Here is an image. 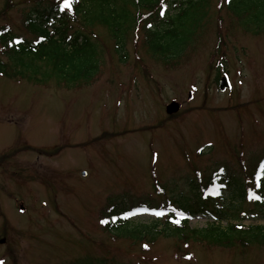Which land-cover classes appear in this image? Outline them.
<instances>
[{"label": "rangeland", "instance_id": "1", "mask_svg": "<svg viewBox=\"0 0 264 264\" xmlns=\"http://www.w3.org/2000/svg\"><path fill=\"white\" fill-rule=\"evenodd\" d=\"M223 3L214 0L205 27L201 18L189 20L193 49L176 68L151 58L142 28L126 38L121 59L119 46L99 27L95 40L103 46H94L90 62L96 68L60 78L48 53L36 61L17 40L46 38L30 31L35 0H0V31L17 38L0 37V61L9 65L0 70V264H85L87 258L105 264H264L257 246L244 259L237 249L196 243L185 249L174 235L128 239L100 218L108 198L123 200L129 211L169 209L178 198L194 204L189 180L196 173L214 177L205 171L219 163L235 184L264 156V32H245ZM77 30L95 41L78 25L70 34ZM67 50L76 55L77 49ZM224 74L231 89L222 92L216 78ZM173 100L182 109L169 116ZM238 209L214 213L209 207L215 219L197 212L189 225L205 228L216 219L243 230L264 225L256 213L237 219L255 212L253 204ZM135 216V223L150 228L157 218L153 212ZM166 222L162 218L157 231Z\"/></svg>", "mask_w": 264, "mask_h": 264}, {"label": "trees", "instance_id": "2", "mask_svg": "<svg viewBox=\"0 0 264 264\" xmlns=\"http://www.w3.org/2000/svg\"><path fill=\"white\" fill-rule=\"evenodd\" d=\"M35 3L33 11L28 14L31 19L30 31L35 36L41 34L46 38L44 40L43 36L38 37L35 42L24 40L23 43L21 42L24 47L23 51L33 53L36 61L44 60L49 54V57L54 59L51 60L54 71L60 78H66L68 72L78 75L80 71L86 76L93 68H96V64L91 65L90 62L94 61V46L99 47L98 44H101V41L96 42L100 36L96 33L99 27H103L119 46L117 53L121 55V59L127 56L124 54L126 38L132 34L139 35L142 28L143 42L151 58L162 63L165 68H176L182 62L184 63L186 56L190 54L189 50L193 49L187 40L189 20L201 18V21L205 20L202 25L205 27L211 19V6L214 0H73L72 9L63 11L60 8L63 0H35ZM44 3L46 5L43 8L41 5ZM223 5L238 19L239 26L245 32L262 35L264 32V0H225ZM8 7L11 8V5L8 4ZM73 25H78L81 31L89 32L96 40L93 41L89 35L80 34L79 30L74 35L70 34ZM39 30H42V33ZM8 32V29H2L0 37L4 35L8 37ZM70 48L77 49L76 55L68 53L67 49ZM59 52H62L64 58ZM97 55L100 56L99 51ZM79 63L81 65L88 63V66L78 68ZM8 66L0 61L1 71ZM216 79L218 82L219 77ZM242 146L244 148V145ZM201 151L203 152L204 149L202 148ZM243 154L244 152L240 153L241 157ZM240 162V165L244 164L242 160ZM252 163L251 171L247 167L244 169L245 172L249 171L248 176L250 177L240 178L235 184L230 183L232 177H229L228 171L220 172L219 163L213 169L208 168L205 171L212 173L211 176L215 175L214 177L201 179V173H196L197 176L194 175L189 180V188L196 195L197 201L194 204L186 198L183 200L178 198L172 209L165 208L157 211L156 207L151 208L148 205L129 211V206L123 200L108 198L107 207L100 213L102 224L105 228H111L114 235H121L128 239H141L145 234L154 237L157 235L155 233H159L171 237L176 236L185 249H190V246L195 243L205 247L237 249L246 256L244 259H247L250 255L246 254L251 247L257 246L258 249L263 250L261 253L264 254V225L249 226L246 230L230 221H227L229 224L226 227H223L222 223H208L205 228L195 229L189 225L190 219L197 212L208 215L209 207L213 208L214 213L224 208L234 212V210L239 211L238 208H242L245 204H253L255 212H244V215L241 214L242 216L237 218L238 220L248 218L251 213H256L255 218L259 220L264 219V158L254 160ZM247 173L244 175L246 176ZM201 190L205 193L204 198H211L208 202L204 201ZM215 190L220 191L219 196L214 195ZM226 191L227 199L222 196ZM215 198L217 201H213ZM151 210L163 212L166 216L167 224L162 225V231H157L160 219H153V228L135 223L136 220L133 219L135 214ZM212 211L210 213L216 215ZM209 217L212 216L209 215ZM231 217L236 218L235 215ZM231 217L228 218L231 220L233 219ZM186 255L189 253L186 252ZM87 259H85V264H105L104 262L87 261Z\"/></svg>", "mask_w": 264, "mask_h": 264}, {"label": "water", "instance_id": "3", "mask_svg": "<svg viewBox=\"0 0 264 264\" xmlns=\"http://www.w3.org/2000/svg\"><path fill=\"white\" fill-rule=\"evenodd\" d=\"M222 82L223 83L221 85V89H224L225 86H227V82H225V79H223ZM179 109H180L179 104H177L176 102H172L168 105L167 113L174 114V113H177Z\"/></svg>", "mask_w": 264, "mask_h": 264}, {"label": "snow or ice", "instance_id": "4", "mask_svg": "<svg viewBox=\"0 0 264 264\" xmlns=\"http://www.w3.org/2000/svg\"><path fill=\"white\" fill-rule=\"evenodd\" d=\"M73 6V0H63V3L60 5L61 10L63 11L64 9H69L71 10ZM163 14V13H161ZM156 215H163V212H156ZM178 223V221H177Z\"/></svg>", "mask_w": 264, "mask_h": 264}]
</instances>
